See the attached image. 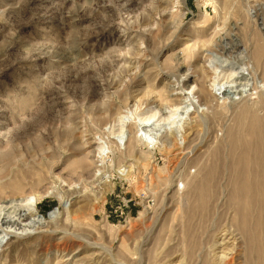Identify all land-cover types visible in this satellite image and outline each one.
<instances>
[{"label":"rangeland","instance_id":"1","mask_svg":"<svg viewBox=\"0 0 264 264\" xmlns=\"http://www.w3.org/2000/svg\"><path fill=\"white\" fill-rule=\"evenodd\" d=\"M204 2L184 0L170 15L160 0H0V176L18 181V195L8 193L17 202L40 195L45 221L27 237L12 236L0 264H204L220 255L215 241L242 245L227 205L228 174L208 219L192 215L193 161L234 123V110L214 115L223 99L209 104L207 124L191 114L199 122L173 155L140 142L132 154L113 146L104 162L94 153L119 113L175 99L178 76L189 75L182 76L185 87L196 83L187 68L215 49L211 38L226 18L230 49L233 23L243 27L251 7L264 14V0H231L218 9ZM193 148L195 157L176 170ZM52 212L59 214L54 221ZM241 254L234 264H245Z\"/></svg>","mask_w":264,"mask_h":264},{"label":"bare ground","instance_id":"2","mask_svg":"<svg viewBox=\"0 0 264 264\" xmlns=\"http://www.w3.org/2000/svg\"><path fill=\"white\" fill-rule=\"evenodd\" d=\"M230 2L231 0H205L204 3H211L218 9L220 5L226 8ZM246 3L251 5L250 0ZM183 4L184 0H160L159 7L163 12L169 11L173 15L171 9ZM256 8L251 7L246 11L245 17L249 22L246 21L243 27H239V21L233 23L232 29L236 33L229 36L236 43H232L230 49H227L228 43H225L228 35L223 34L224 30H228L229 17L223 22L224 26L220 25V31L211 38L215 49L200 54L203 58L202 65L198 63L187 68L198 76L196 83L185 87L186 80L182 76L188 78L189 75L178 76L177 88L172 90H178L172 94L175 99L168 100L165 104H150L145 108L133 105L119 113L106 128L104 136L99 138V144L94 150L101 162L109 154H114L113 146L121 153L132 154L137 142L151 148L149 150L172 154L179 148L184 149L187 129L195 128L199 122L197 119L193 120L191 114H198L201 122L207 124L203 115L217 97L223 99L226 105L217 108L214 115L234 110V123L226 130L224 139L210 145L203 158L193 161L197 174L188 183H191L190 190L195 197L192 215L199 214L202 220H206L213 212L221 176L229 175L225 187L228 188L227 205L234 210L232 226L240 234L242 245L234 241L226 243L225 239L221 243L215 241L214 246L220 249V255L211 256L204 264H234L235 255L240 254V251L245 264H264V25L260 22L264 14L261 9L257 11ZM252 26L257 29L256 36L251 33ZM243 32L248 34V47L245 48L241 46L239 38ZM218 42L225 43L226 46L221 47ZM238 47H242L241 52L236 51ZM259 72L262 81L259 79ZM164 92L167 93V90ZM253 96L258 100L251 102ZM244 100L247 102L242 103ZM197 150L193 148L185 156L183 154V160L175 169L186 165L191 160L189 155L192 154L193 157ZM176 153L179 155V152ZM89 158L88 155L87 160ZM204 158L208 160L205 165ZM36 180L38 184L43 181L40 177ZM20 190L18 181L0 176V251L12 236L24 238L45 225L38 212L40 195L31 193L19 198V202L15 197H8L9 192L18 195ZM65 206L68 207L67 204ZM58 215V212H52L50 220H56ZM213 220L215 224L216 218ZM57 243L58 247L63 246L61 240ZM196 246L194 241V247Z\"/></svg>","mask_w":264,"mask_h":264},{"label":"water","instance_id":"3","mask_svg":"<svg viewBox=\"0 0 264 264\" xmlns=\"http://www.w3.org/2000/svg\"><path fill=\"white\" fill-rule=\"evenodd\" d=\"M56 210H58V209H56ZM49 215H50V213H49ZM49 215H48V217H49Z\"/></svg>","mask_w":264,"mask_h":264}]
</instances>
